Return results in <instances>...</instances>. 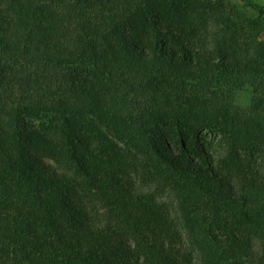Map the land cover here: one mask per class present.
<instances>
[{
    "label": "trees",
    "instance_id": "16d2710c",
    "mask_svg": "<svg viewBox=\"0 0 264 264\" xmlns=\"http://www.w3.org/2000/svg\"><path fill=\"white\" fill-rule=\"evenodd\" d=\"M263 31L253 0H0V264H264Z\"/></svg>",
    "mask_w": 264,
    "mask_h": 264
},
{
    "label": "rangeland",
    "instance_id": "374dc122",
    "mask_svg": "<svg viewBox=\"0 0 264 264\" xmlns=\"http://www.w3.org/2000/svg\"><path fill=\"white\" fill-rule=\"evenodd\" d=\"M257 3H259L260 5H262L264 7V0H253ZM259 39L264 42V31L259 35ZM237 103H239L242 106H246L249 103V95L246 92L240 91L237 94V98H236ZM57 119L56 116L52 115V114H47L45 115V118L43 120L40 119H30L27 117H24L23 122L24 125L26 126H38L40 122L42 121H55ZM78 121H81L82 124H84L86 121V117L85 118H78ZM202 136L204 137V139L206 140V142L208 143H212L214 144L216 141V138H213V133L209 132V131H203L202 132Z\"/></svg>",
    "mask_w": 264,
    "mask_h": 264
}]
</instances>
